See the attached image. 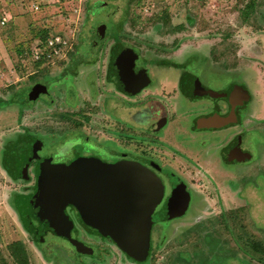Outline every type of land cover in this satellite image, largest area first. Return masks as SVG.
Returning a JSON list of instances; mask_svg holds the SVG:
<instances>
[{"label":"rangeland","instance_id":"374dc122","mask_svg":"<svg viewBox=\"0 0 264 264\" xmlns=\"http://www.w3.org/2000/svg\"><path fill=\"white\" fill-rule=\"evenodd\" d=\"M255 1V10L244 16L243 11L251 0H0V17L5 12L10 14L12 20L20 17L16 24H0V60L4 63V72L9 71L5 75L0 73L3 94L8 91L6 84L20 81L17 84L19 87L24 79L27 80L30 74L21 69L26 57L19 54L18 47L25 43L22 47L24 53L27 42L32 38L37 39L39 31L44 29L51 34L62 32L71 37L73 48L69 55L62 58L63 61L70 62V65L78 61L92 62L80 63L78 73L69 79L74 85L80 82L86 86L77 96V102L95 105L97 115H103L109 105H114L112 100L104 101L107 94H104L102 88L105 87L104 71L118 39L135 48L147 62L195 64L202 57L205 63L211 67L214 65L220 73L215 68L211 74L202 65L198 66L199 63L193 69L187 68V71L196 76L200 73L198 67L203 76L207 73L209 82L222 83L225 98L238 93V86L244 85L243 83L250 89L251 153L255 160L251 162V175H246L248 170L245 168L238 179L233 175L227 177L226 172L225 178L215 176L216 181L213 183L207 180L202 183L200 177L203 175L197 173L198 168L196 174L193 173L195 175H188L195 183L197 196L194 205L189 207L185 203L179 213L172 214L177 217L175 220L161 223L153 232L151 228L152 250L144 263L125 258L118 247L106 239L96 238L93 242L90 241L97 249L94 256L76 258L57 242L38 245L33 235L22 226L19 215L11 205L13 193L24 188L25 183L21 179L12 180L0 166V264H18L13 251L19 243L23 244L27 256L24 264H264L263 253L252 252L251 248L243 246L244 242L251 239L264 246V222L257 221H264V0ZM143 62L138 59L139 64ZM29 66L28 69H31ZM181 68L184 71V67ZM16 69L19 71L13 73ZM53 69L50 73L39 75L44 82L55 81L61 76V71L65 76L68 75L58 66ZM30 78L33 81L34 78ZM163 78L176 84L178 77L172 71L171 74L164 72ZM233 81L238 85L231 83ZM144 84L140 90L144 88ZM152 92L148 90L145 95L152 97ZM24 93H28V90ZM41 96L36 102L48 104L44 107L47 115L41 122L33 119L32 131L56 133L61 125L57 111L61 113L64 110L66 113L62 116L74 117V120L83 117L81 114L76 116V111L63 106L66 104L65 100L73 103L74 97L68 96L65 100L62 98L58 101L60 96L55 95L52 102L51 96ZM177 100L185 102L182 97ZM33 103L35 101L31 104ZM60 104L63 106L62 110ZM232 104L234 109L236 104ZM181 105L186 104L178 103L179 117L182 114ZM247 108L248 105H245L241 112H245ZM84 109L90 110L87 105ZM100 118L102 117L96 116L93 123L97 125L95 122ZM234 120L231 116H225L220 118L217 125L226 126ZM3 121L11 122L7 116H4ZM128 122L134 123L132 119ZM137 126V129L133 128L136 133L142 130V126ZM174 130L178 131L177 128ZM8 131L5 127L4 132ZM175 131L169 132L172 134ZM3 134L0 132V139ZM98 134L103 136V133ZM79 137V132L75 136H67V140L72 141L70 146L73 152L86 155L96 153L94 148H89L91 144L87 139L80 142L77 140ZM38 138L41 139L40 134L31 133L27 140ZM45 142L46 150L42 154H57L55 141L45 139ZM129 145L134 147L132 143ZM101 147L103 150L109 149L103 143ZM107 154L102 152L97 155L109 162L115 161L108 158ZM54 160H57V156H54ZM199 171L202 172L203 169L200 168ZM187 173H190L189 170ZM246 185L254 186L251 187V193L244 188ZM176 191L184 192V186L178 185ZM250 194L251 201L244 197Z\"/></svg>","mask_w":264,"mask_h":264},{"label":"flooded vegetation","instance_id":"af4514ba","mask_svg":"<svg viewBox=\"0 0 264 264\" xmlns=\"http://www.w3.org/2000/svg\"><path fill=\"white\" fill-rule=\"evenodd\" d=\"M115 47L116 43L111 50L106 69L104 67L105 87L102 88L104 94H107L104 101L110 102L112 100L114 105H109V109L107 108L104 110L102 113L103 115H97L95 105L91 103H81L78 105L76 98L77 93L76 95L72 93L75 95L74 102H69L68 104L66 102L64 107H70L73 112H77L76 116L81 114L83 117L74 120V117L62 116V114L66 112L62 110L61 107L60 109L62 112L60 113L57 111V117L60 119L61 124L58 127V131L53 134L55 137L57 154H42L44 150H46L44 146L47 145V142L42 138L29 139V141L35 140L38 142L37 140H39L42 142L43 145L38 151V154L33 156L31 160H23L22 156L21 158H17L11 152L8 156L13 157V159L10 162V160L8 161L9 158H7L8 163L7 166L4 165V169L13 180L15 177L22 178L28 176V180L25 181V186H23L24 188L13 193V208L17 211L22 226L33 235L38 245L43 246L53 243V241L55 243L57 242L63 246V249L72 252L70 255L76 258L80 256H94L97 249L90 241L93 242V239L96 238H99V240L106 239L118 247L125 258L144 263L150 256H148L145 261H140L136 256L131 255L125 249L121 248L110 237L100 235L96 228L83 222L78 209L72 205L66 208V213L74 224L72 238L91 249L90 253L88 250L85 252L78 251L77 246L71 241L56 236L51 232L41 236L35 232L29 231L23 218L22 206L26 200L35 193L38 183L39 159L43 158L51 166L55 164L68 165L80 157L93 158L106 164L128 162L145 166L154 174L153 176L160 181L164 191L161 202L156 204L152 212L153 223L151 228L153 232V229L161 223H169L177 218L172 214L167 216L161 215V212L165 213V210H169V204L171 203L172 205L173 203V195L176 194L182 198V206L177 211L178 213L183 209L185 203H187L189 207L194 205L195 197L197 196L194 187L195 183L190 180L188 175L195 173L197 168V173L203 175V177H200V182L202 183H204L205 180L216 181L215 176L225 178L226 172H228L227 177L234 176V167L231 164L234 163L235 160H232L229 155H233L234 152H231V150H235V148H241L245 151L243 149L241 136L238 134V126L242 123L240 121L239 109H233V104L229 100L230 98L219 96L220 89L217 90L218 93H214L215 97L212 96L214 95L213 93L207 94V89L197 83L198 80L187 71V67L190 66L188 63H182L179 64V66L171 64V66L180 69L181 72L180 77L177 78V83L172 84L167 78H163V75L162 77H153L151 65L156 63L147 62L140 57V59H143L145 62L142 60L143 63L139 64L137 61L133 70L139 76L141 83L138 88L131 92L124 91L121 88V81L113 77L115 75L113 73V63L117 49L125 47H116L114 51ZM69 63L70 62H67L65 64L63 70L67 74L74 75L72 71L78 69L81 62L74 63L73 65ZM70 66L74 67L71 68ZM182 66L184 67V71L183 68H181ZM143 81L147 83L144 84ZM142 83L144 84V88L140 90L143 85ZM201 88H203L204 91ZM148 90L151 92L153 91L152 97L145 95V92ZM136 91L139 92L134 93ZM154 91L157 93H154ZM199 91L204 94H197ZM179 97H182L185 102L177 100ZM186 99L189 103L186 102ZM135 103H137V105H134ZM178 103L186 104L180 107L182 112L181 117L177 116V111L175 112V109H179ZM86 105L90 110L86 111L84 109ZM125 105L127 108H123ZM193 114H195L193 120L189 121L188 117ZM96 116L102 117L98 122H95L97 125L93 123ZM210 116L219 117V119H216L215 126H201L202 118H209ZM225 116H231L235 118V120L229 125L218 126L217 124L220 123V118L222 119ZM67 119L70 121H67ZM131 119L134 122L133 124L128 122ZM144 119L145 122H143ZM137 125L142 126L140 132L137 130L138 133L133 131V128H138ZM174 128H177L178 131L176 132ZM169 131H175L176 133L171 134ZM76 132L80 133V137L77 138V140L81 142L83 139H87L91 144L89 148H94L96 153L86 155L85 153L80 154L79 152L75 153L72 151V147L70 146L72 141L67 140V136L69 134L75 136ZM98 133H103V136ZM169 133L171 135L168 136ZM28 135L31 136V133ZM61 139L63 141H61ZM28 142L26 146L29 144L32 145V143ZM101 143L109 149L106 150L104 148L103 150ZM131 143L134 147L129 145ZM196 144H198V146H196ZM102 152H107L108 158L115 161L109 162L105 158L100 157V154L97 155ZM54 156H57L56 161L54 160ZM27 161V167L24 170V165ZM200 168L203 169L202 172L199 171ZM188 170L190 172L189 174L187 173ZM242 179L245 180L244 177ZM248 180H250V177ZM178 185L184 186V192L176 191ZM244 197H248L247 199H249V196ZM28 217L34 228L38 229L40 223L31 213H29ZM152 232L150 236L151 247L153 241Z\"/></svg>","mask_w":264,"mask_h":264},{"label":"water","instance_id":"95a60500","mask_svg":"<svg viewBox=\"0 0 264 264\" xmlns=\"http://www.w3.org/2000/svg\"><path fill=\"white\" fill-rule=\"evenodd\" d=\"M135 58L126 48H118L113 63V77L121 88L131 92L141 80L134 72ZM154 174L141 164L119 162L106 164L93 158L80 157L68 165H49L39 159L35 193L22 206L27 229L41 236L48 232L71 241L78 251L91 252L72 238L73 221L67 206L78 209L83 222L110 237L131 255L149 245L152 212L163 198V186ZM161 185V186H160ZM169 210L162 216L176 213L182 198L173 195ZM40 223L34 228L28 215Z\"/></svg>","mask_w":264,"mask_h":264},{"label":"crops","instance_id":"0c3cea01","mask_svg":"<svg viewBox=\"0 0 264 264\" xmlns=\"http://www.w3.org/2000/svg\"><path fill=\"white\" fill-rule=\"evenodd\" d=\"M42 3H43V1H42ZM35 8H37V7L35 6ZM4 18H7V21L5 23H3ZM17 18H20V17L17 16L16 18H14L15 20L14 19L12 20L10 14L8 12H5L3 14V16L0 17V24L2 26H7L11 22H14L16 24ZM22 18L23 17L21 16V20H23ZM15 27H16V25H15ZM16 33H18V35H19V32H16ZM56 35H63L72 44V39H71V37H68L67 33L65 34L62 32H58V33L56 32V33H53L50 38H52ZM37 36H38V34H37ZM40 39L41 38L39 36L37 39L32 38L29 41V43L27 42L24 53L22 52V47L25 46V43H23V46L19 45V47H18L19 54L20 53H21V55L24 54L26 57V60H25L26 62L24 64L22 63L23 67H21V69H23L24 71H28V74H30L34 78L33 81L30 78L31 76L28 75L27 80L24 79L23 80L24 83L21 84L19 87H17V84H19L20 81H18V82L14 81V82H11L9 84H6L5 88H6V91L7 90L8 91L5 94L2 93L4 90L1 91V88H0V92H1L0 93V129H1L0 132L4 133L0 139V166L2 167L3 171H5L4 165L7 166V163H8L7 158H9L8 161L10 160V162L13 159V157L8 156V154L11 153L12 150H15L16 147H20L19 144L23 143L24 141H26L28 139L29 133H34V134H38V135L40 134V136L43 140L49 139L50 141H55V137L53 136V134H48L45 131L38 133V132L32 131V129H31L33 126L32 125L33 119H38L41 122L43 120L42 118L47 115L45 112L46 110L44 111V107H46L45 105L48 106V104L45 102H39V103L36 102L41 95H42L41 97H50L51 96L52 102H53V98L55 95L60 96V98H57V99H58V101H61L62 98L65 100L66 97H68V96L74 97L77 93L76 98H77V101H79L78 100L79 98L77 96H79V93L81 90L86 89V86L84 87L82 85V83L78 82V84L75 83V85H74L72 83V80L69 79V77L72 78L73 76L76 75V73H78V69L80 66L78 67V69H74V71H72L74 73V75L68 74L65 76L61 71V74H60L61 76H59L55 81H52L53 83L51 81L44 82L42 80V77H40L39 75L50 73L51 70H54L53 69L54 66H58L61 69H63V67H65V64L67 62H65V60L63 61L62 58L41 59L39 61L34 60L33 59V49L37 48L38 47L37 45H39L41 43ZM49 39H47V42ZM72 48L73 47L71 45V47L68 48L65 56L69 55ZM40 49H44V48H40ZM0 58H1V55H0ZM144 60L147 61L146 59H144ZM198 60L195 61L196 62L195 64H193L191 62L188 63V64H190V66H188L187 68L193 69V67H195L196 64L199 63L198 66L202 65V67L205 70L210 71V73L212 74L211 71L213 69L215 70L216 67L214 68V65H213V67H211L210 65L205 63V60L202 57H201V59L199 57ZM37 63H39L41 66L37 67L36 66ZM81 63L84 64V63H92V62H81ZM153 63H156V64L151 65L153 77H162L164 72H167V74L169 72L171 74L172 71H175L177 77H180V73H181L180 69L171 66V63H167L165 61H155ZM174 63H176V62H174ZM2 64H4V63L0 60V73L5 75V73H9V71L4 72ZM176 64H178V63H176ZM180 64H182V63H180ZM29 65H32V67H30ZM79 65H81V64H79ZM28 66L31 69H28ZM18 68H20V67H18ZM162 69H165V70H162ZM197 69L200 71V73L196 76L195 75H193V76L198 80L197 83H199L200 85H202L203 87H205L207 89L206 90L207 94L218 93L217 90L220 89V92L218 95L221 97L222 96L224 97L225 96V93H224L225 87L223 86V84L222 83L221 84H215L212 81L209 82V79L207 77V73L205 76H203L202 71L198 67H197ZM18 71L19 70L16 69V71H12V72L14 73V72H18ZM215 71L217 73H220L217 70V68ZM62 74H63V76H62ZM0 77H1V75H0ZM17 79L22 80L21 78H17ZM234 82H236V81H233L231 83H234ZM243 84L248 88L246 83H243ZM238 87H239L238 93L236 92L234 94H230V96H226V97L230 98L229 100L231 101V103L236 104L235 108L239 109L240 121L242 124L240 126H238V128H239L238 134L241 136V139L243 141V149L245 150V151H243L241 148L240 149L235 148V150H231V152L232 151L234 152L233 155L232 154L229 155V157L232 160H235V162L231 164L234 167L235 179L239 178L240 172L243 171L245 168L248 170V173L246 175H248V176L251 175V162L252 161L255 162V160H253V155L251 153V106H250V104H251V91L248 88L249 95H250V97L248 99V96H247L245 90L241 87V85ZM201 89H203V88H201ZM26 90H28V93H24V92H26ZM203 91H204V89H203ZM72 93L73 94L75 93V95H73ZM197 94H204V93L203 92L200 93V91H199ZM212 96L215 97V94ZM247 99H248V101H247ZM34 101H35V103L31 104ZM64 102H67V104L69 103L66 100ZM186 102L189 103V101H187V99H186ZM78 105H80L79 102H78ZM245 105H248L247 110L245 112L244 111L241 112V108H243ZM63 106H62V104H60V107H63ZM53 107H51L50 109L52 110ZM235 108H234V110H235ZM34 109H36V111H34ZM47 112H49V111H47ZM175 112H176V114H178L177 109H175ZM4 116L9 117L11 122L5 123L3 121ZM194 116H195V114L189 116L188 120L192 121ZM216 119H219V117L218 116L217 117L216 116H214V117L210 116L209 118H202L200 125L201 126H208V127L209 126H215ZM5 127H7L9 129V131L7 133L4 132ZM16 128H17V130H16ZM22 145L23 144H21V146ZM196 146H198V144H196ZM239 153H241V154H239ZM13 155H15V154H13ZM15 179H21V181H24V183H25V181L28 180V176L22 177V178L15 177ZM207 181H209V180H207ZM209 182L213 183V181H209ZM11 198H12L11 199V205L13 208V206H14V195ZM13 210L17 213V211L14 208H13Z\"/></svg>","mask_w":264,"mask_h":264},{"label":"trees","instance_id":"16d2710c","mask_svg":"<svg viewBox=\"0 0 264 264\" xmlns=\"http://www.w3.org/2000/svg\"><path fill=\"white\" fill-rule=\"evenodd\" d=\"M255 6H256V1L255 0H251V2H249L246 5L245 10L243 11V13L245 14L244 16L250 15L251 12H253L255 10ZM38 36H40V38H41L40 39L41 43L39 45H37V46L39 48H45V45L47 43V39H49L52 36V34L47 29H44V30H40L39 31ZM117 41L118 42H116V47H120L121 46V47H125L126 49H128L130 51V53L134 56L135 63L138 61V59H140V55H139L138 51L135 48L125 45V43H122L121 41H119V39ZM116 47L114 48V51H115ZM193 61H195V60H193ZM80 62H82V61H78L76 63H80ZM167 63H171V64H175L176 66H179V64H176L174 62H169L168 61ZM36 66L40 67L41 65L39 63H37ZM236 85H238V84L236 83ZM241 87L245 90V92H246V94L248 96V99H249L250 95H249L248 88L245 85H242ZM248 99H247V101H248ZM28 141L29 140H26V142L24 141L23 143H21V144H23L22 146H21V144H19L20 147H16L15 150H12V154H15L17 158H19V157L21 158V156H22L23 160H27V159L31 160L33 158V156L38 154V151L40 150V148L42 147L43 144L39 140H37L38 142H36L35 140H30L29 142L32 143V145L29 144V145L26 146V143ZM27 163H28V161L25 162L24 170L27 167ZM24 176H27V175H24ZM251 187H254V186H251V185L244 186V188L247 189L250 193H251ZM254 191H255V189H254ZM249 199L251 201V194L249 196ZM257 221L259 223L260 222H264V221H259V220H257ZM152 223H153V219H152ZM244 243L245 244L243 246L247 247V248H251L252 252L255 251L257 253H263L264 254V246H263V244L261 242H259L257 240H254V239H251V240L246 241ZM151 250H152V247L150 245V240H149V245L146 247V249L142 250L140 253H135L134 256H136V258H138L140 261H145L148 258ZM13 254H14L15 259H16L18 264H24L25 259H27V256H26V254L24 252V247H23L22 243L16 244V249L13 251Z\"/></svg>","mask_w":264,"mask_h":264},{"label":"built area","instance_id":"2783aa9c","mask_svg":"<svg viewBox=\"0 0 264 264\" xmlns=\"http://www.w3.org/2000/svg\"><path fill=\"white\" fill-rule=\"evenodd\" d=\"M6 21L7 18H4L3 23ZM71 45V42L63 35H56L48 40L44 49L38 47L33 49V59L39 61L41 59L63 58Z\"/></svg>","mask_w":264,"mask_h":264}]
</instances>
